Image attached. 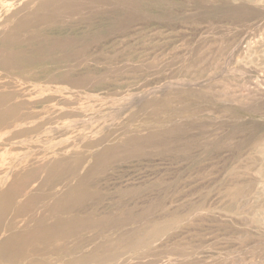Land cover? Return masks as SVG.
Instances as JSON below:
<instances>
[{
  "label": "rangeland",
  "instance_id": "rangeland-1",
  "mask_svg": "<svg viewBox=\"0 0 264 264\" xmlns=\"http://www.w3.org/2000/svg\"><path fill=\"white\" fill-rule=\"evenodd\" d=\"M7 1L0 187L14 195L0 240L39 227L30 264L114 247L97 264H264V0ZM156 226L158 241L120 242Z\"/></svg>",
  "mask_w": 264,
  "mask_h": 264
},
{
  "label": "bare ground",
  "instance_id": "bare-ground-1",
  "mask_svg": "<svg viewBox=\"0 0 264 264\" xmlns=\"http://www.w3.org/2000/svg\"><path fill=\"white\" fill-rule=\"evenodd\" d=\"M7 1V0H6ZM15 1V0H14ZM34 1V0H33ZM235 1V0H234ZM8 2V1H7ZM237 2H240V3H242V5H243V3H244V0H237ZM11 3V2H10ZM15 3V2H14ZM28 4H29V2H27ZM30 4H31V2H30ZM205 4V3H204ZM251 4V3H250ZM20 5V4H19ZM239 5H241V4H239ZM255 5V4H254ZM261 5V4H260ZM5 6V5H4ZM204 6H206V5H204ZM207 6H209V5H207ZM248 7V6H247ZM11 9H13V7L11 8ZM11 9H9V10H7V13H6V19L4 20L5 22H3L4 24L5 23H7L6 25V27H5V30H6V32L7 33H9V36L11 37V35H12V33L14 32V30H18V25L20 26L21 24L20 23H18V22H16V23H12L11 22V19L12 18H14L15 19V17L17 16V12H15V13H13L12 11H11ZM245 9V8H244ZM247 9V8H246ZM263 9V8H262ZM21 10V9H20ZM248 10V9H247ZM242 11V10H241ZM244 11V10H243ZM250 11V10H249ZM255 11V10H254ZM253 11V12H254ZM252 12V13H253ZM22 13V12H21ZM244 14V13H243ZM256 14V13H255ZM263 18V17H262ZM264 19V18H263ZM248 28V27H247ZM256 28V27H255ZM0 29H4V27L2 26V24H0ZM254 34V33H253ZM260 34H261V32H260ZM246 36V35H245ZM248 36V35H247ZM257 36V35H256ZM259 37V36H258ZM260 37H261V35H260ZM245 39V38H244ZM247 39V38H246ZM235 41H236V39H235ZM240 41V40H239ZM245 41V40H244ZM247 41V40H246ZM238 42V41H237ZM241 43H242V40H241ZM241 43H240V45H241ZM222 44V43H221ZM237 44V43H236ZM243 44H244V42H243ZM242 44V45H243ZM242 45H241V47H242ZM236 46V45H235ZM249 46V45H248ZM240 47V48H241ZM232 48H234V47H232ZM238 50H240V49H238ZM233 51V50H232ZM249 51V50H248ZM246 54V53H245ZM14 57V56H13ZM264 57V56H263ZM241 58V57H240ZM243 58V57H242ZM14 59V58H13ZM11 60V59H10ZM240 61V60H239ZM5 62V61H4ZM15 62V61H14ZM258 63V62H257ZM5 64H7V63H5ZM252 64V63H251ZM250 64V65H251ZM195 65V64H194ZM247 66V65H246ZM248 67V66H247ZM250 67V66H249ZM252 67V66H251ZM251 70V69H250ZM257 70V69H256ZM251 72V71H250ZM194 83V82H193ZM192 84V83H191ZM195 86L196 85H198V84H194ZM195 86H193V87H195ZM190 87H192V86H190ZM198 87V86H197ZM204 87V86H203ZM179 88V87H178ZM201 88V87H200ZM207 88V87H206ZM205 89V88H204ZM203 89L201 88V91H202ZM208 90V89H207ZM262 90V89H261ZM231 91V90H230ZM229 91V92H230ZM252 92H254V91H252ZM255 93V92H254ZM257 93V92H256ZM190 94V93H189ZM201 94V93H200ZM199 94V95H200ZM259 94V93H258ZM262 94V93H261ZM177 95H179V94H177ZM175 96V97H178V96ZM181 95H183V94H181ZM181 95H179L180 97H181ZM195 95V94H194ZM197 95V94H196ZM221 96V95H220ZM229 96V95H228ZM199 96H197V98H198ZM247 97V96H246ZM262 97V96H261ZM260 97V98H261ZM196 98V97H195ZM262 99V98H261ZM197 100H199V99H197ZM263 100V99H262ZM180 101V100H179ZM189 101V100H188ZM177 102H178V100H177ZM204 104V103H203ZM249 105V104H248ZM232 111V110H231ZM229 116V115H228ZM227 116V117H228ZM120 121V120H119ZM85 122V121H84ZM124 127V126H123ZM58 129H59V127H58ZM76 129V128H75ZM67 131V130H66ZM179 134V133H178ZM140 136V135H139ZM18 144V143H17ZM260 145V144H259ZM187 150V149H186ZM181 152V151H180ZM253 154V153H252ZM244 158V157H243ZM256 160H257V158H256ZM255 161V160H254ZM258 161V160H257ZM244 163H246V162H244ZM252 163V162H251ZM254 163V162H253ZM259 162H257V164H258ZM256 164V165H257ZM248 167L250 166V165H247ZM252 166V165H251ZM255 166V164L253 165V167ZM252 167V168H253ZM251 168V167H250ZM13 169V168H12ZM247 169V170H246ZM254 169V168H253ZM252 170V169H251ZM251 170H248V168H244V171L246 172V171H251ZM244 171H243V174H244ZM255 171V170H254ZM234 173H235V171H234ZM233 172H232V174H234ZM249 173V172H248ZM252 173V172H251ZM251 173H249L250 175H251ZM240 174V173H239ZM242 174V175H243ZM247 174V173H246ZM246 174H244V176L246 175ZM254 174V173H253ZM234 175H236V174H234ZM233 175V176H234ZM247 176V175H246ZM253 176V175H252ZM243 177V176H242ZM249 177V176H248ZM248 177H245V180H247L246 178H248ZM255 177V176H254ZM11 178V177H10ZM231 179V178H230ZM239 179V178H238ZM241 179V178H240ZM249 179V178H248ZM250 179H251V177H250ZM258 179V178H257ZM22 180V179H21ZM259 180V179H258ZM227 181V180H226ZM13 182H14V180H13ZM79 182V181H78ZM254 183H255V181H253ZM263 182V181H262ZM5 183V182H4ZM247 183V182H246ZM244 184V183H243ZM249 184H252V182L251 183H249L248 182V186H249ZM233 185V184H232ZM231 185V186H232ZM238 185H240L239 183H238ZM247 185V184H246ZM245 185V186H246ZM27 186H30V185H27ZM242 186V185H241ZM244 186V187H245ZM247 186V187H248ZM254 186H256V185H254ZM243 186H242V189H244L243 191H246V190H248V189H246V188H244ZM250 187H251V185H250ZM79 188H80V186H79ZM78 188V189H79ZM229 188V187H228ZM234 188H236V187H234ZM233 188V189H234ZM238 188V187H237ZM236 188V189H237ZM240 188V187H239ZM76 189V188H75ZM250 189V188H249ZM255 189V188H254ZM226 190V189H225ZM224 190V191H225ZM227 191H230V190H227ZM234 191H235V189H234ZM242 191V192H243ZM60 192V191H59ZM63 192V191H62ZM75 192V191H74ZM239 192H241L240 190L238 191V193ZM248 192H253V191H249L248 190ZM255 192H258V191H255L254 190V193ZM61 193V192H60ZM77 193V192H76ZM226 193V192H225ZM224 193V194H225ZM237 193V192H236ZM237 193V194H238ZM247 193V192H246ZM246 193H245V195H246ZM253 193V194H254ZM230 194V193H229ZM229 194L227 195V197H229ZM242 194V193H241ZM248 195H249V193H247ZM13 195H14V191H13V185L12 184H8V186L6 187V188H4L3 186H1L0 187V232L1 231H6V230H9V229H11L10 227L8 228V224H6V217L4 216L5 215V212L9 209L8 207H9V205H10V202H11V200H12V197H13ZM65 195L66 194H64L63 193V201L62 202H64V204H63V209H64V211L66 210L65 209V206H66V203H67V200L68 199H66L67 197H65ZM80 195V194H79ZM223 195V194H222ZM234 195H235V193H234ZM239 195V194H238ZM19 196V195H18ZM71 196V195H70ZM73 196V195H72ZM232 196H233V194H232ZM232 196H230L229 198H232ZM236 196V195H235ZM234 196V197H235ZM242 197H244L243 199H246L245 198V196L244 195H242ZM246 197H247V195H246ZM250 197H251V195H250ZM72 198V197H71ZM75 199V198H74ZM74 199H72V200H68V204H70L69 206H72V204L74 203ZM228 199V198H227ZM234 199V198H233ZM242 199V200H243ZM248 199H249V196H248ZM246 200L247 202L250 200ZM231 200V199H230ZM252 200V199H251ZM220 201V200H219ZM224 201H226V199L224 200ZM223 202V201H222ZM234 202H236V201H234ZM237 202H238V200H237ZM78 203V202H77ZM213 202H211L210 204H212ZM215 203V202H214ZM219 203V202H218ZM226 202H224V204H225ZM249 203V202H248ZM216 204V203H215ZM214 204V205H215ZM224 204H222V205H224ZM229 204H230V202H229ZM228 204V205H229ZM213 205V204H212ZM226 205V204H225ZM251 205V204H250ZM262 205V204H261ZM185 206V205H184ZM187 206V205H186ZM192 206V205H191ZM206 206V205H205ZM221 206V205H220ZM237 206V205H236ZM243 206V205H242ZM254 206V205H253ZM258 206V205H257ZM260 206V205H259ZM76 207H78V205L76 206ZM199 207V206H198ZM197 207V208H198ZM201 207V206H200ZM213 207V206H212ZM252 206H250V208H251ZM255 207V206H254ZM68 208V207H67ZM202 208V207H201ZM238 207H236L235 208V210L237 209ZM246 208H248V207H246ZM260 208H262V207H260ZM70 209V208H69ZM202 209H204V208H202ZM209 209V208H208ZM244 208H242V210H243ZM257 209V208H256ZM176 210V209H175ZM184 210V209H183ZM193 210V209H192ZM196 210H198V209H196ZM195 210V211H196ZM205 210V209H204ZM230 210V209H229ZM238 210H239V208H238ZM241 210V211H242ZM250 210V209H249ZM211 210L209 209L208 210V212H210ZM214 210H212V212H213ZM217 211H218V209H217ZM221 212L223 211V210H220ZM231 211V210H230ZM60 212H61V210H60ZM63 212V211H62ZM198 212V211H197ZM207 212V211H206ZM216 212V211H215ZM233 212H235V211H233ZM177 213V212H176ZM195 213V212H194ZM199 213V212H198ZM198 213H196V214H198ZM223 214H224V211L222 212ZM54 214H55V212H54ZM59 214V213H58ZM57 214V215H58ZM186 214V213H185ZM200 214H202V213H200ZM228 214V213H227ZM235 214V213H234ZM232 215V217L233 216H237V215ZM237 214V213H236ZM253 214V213H252ZM144 215V214H143ZM180 215V214H179ZM193 215H195V214H193ZM203 215V214H202ZM201 215V216H202ZM212 215H214V214H212ZM218 215H219V213H218ZM181 217H182V215H180ZM207 216V215H206ZM188 217V216H187ZM190 217H192V216H190L189 215V218ZM196 217H200V216H196ZM202 217H205V215H203ZM219 217H220V215H219ZM178 218V217H177ZM209 217H206V219H208ZM221 218V217H220ZM223 218V217H222ZM60 219V218H59ZM182 219V218H181ZM219 219V218H218ZM225 219V218H224ZM234 219H238V218H234ZM233 219V220H234ZM241 219V218H240ZM250 219V218H249ZM172 220V219H171ZM180 220V219H179ZM183 220V219H182ZM182 220H180V221H182ZM189 219H187V221H188ZM197 220V219H196ZM227 220V219H226ZM55 221V220H54ZM58 221V220H57ZM166 221V220H165ZM179 221V222H180ZM229 221V220H228ZM236 221V220H235ZM253 221H255V219L253 220ZM151 222V221H150ZM174 222V221H173ZM176 222H178V221H176ZM178 222V223H179ZM186 222V221H185ZM231 222H233V221H231ZM57 223V222H56ZM55 223V224H56ZM171 223L172 222H170L169 223V225H171ZM239 223V222H238ZM257 223V222H256ZM54 223H51L50 225H53ZM71 224H73L72 222L71 223H69V225H71ZM167 224V223H166ZM165 223H164V226L166 225ZM172 224H174V223H172ZM188 224V223H187ZM252 224V223H251ZM253 224H255V223H253ZM252 224V225H253ZM259 224V223H258ZM39 225V224H38ZM180 225V224H179ZM232 225V224H231ZM252 225H250V226H252ZM256 225V224H255ZM254 225V226H255ZM260 225H261V223H260ZM264 225V224H263ZM262 225V226H263ZM80 227L81 226H84V224L83 223H81L80 225H79ZM152 226H154L153 224H152ZM236 226V225H235ZM258 227V226H257ZM29 228V227H28ZM70 228V227H69ZM171 228V227H170ZM173 228H176V226L175 227H173ZM178 228V227H177ZM183 228V227H182ZM35 229V228H34ZM67 224H65L64 225V227H63V235L65 236L66 235V232H67ZM108 229V228H107ZM112 229V228H111ZM150 229V228H149ZM153 229V231H151V237H150V235H149V238H147L148 237V235L147 236H144V232L143 231H141V232H143L141 235H139L138 233V237H136V236H134V235H132V237L130 236V238H128L127 237V235H126V239H123L122 237L120 238V239H122L120 242H123L124 241V245H125V247L126 248H134V247H139V246H141V245H144V243H150V242H152V241H158V238L162 235V232L164 231V230H162L161 229V227H158V226H156V227H152L151 228V230ZM186 229H187V227H186ZM252 229H253V227H252ZM31 230V228H29V229H25L24 230V232H22V234L23 235H21V237H18V235L20 236V234H16V233H9V238L8 239H6V240H4V241H2V240H0V259L1 260H6V259H8L9 261H11L13 264H16V262L17 261H22V263H25V264H30L31 262H30V257H29V254L27 253V250H28V248L30 247V243H34L35 242V240H37L38 241V235H40V231H39V227H37L36 226V230H34L33 232L32 231H30ZM55 229L53 228V226L51 227H49V232H53ZM141 230H143V229H141ZM172 230V229H171ZM170 230V231H171ZM181 230V229H180ZM110 231V230H109ZM108 231V232H109ZM145 231V230H144ZM36 232H37V234H36ZM169 232V231H168ZM172 232V231H171ZM69 233H71V232H69ZM104 233V232H103ZM112 233V232H111ZM177 233V232H176ZM15 234V235H14ZM35 234L37 235V236H35ZM132 234V233H131ZM168 234V233H167ZM175 234V233H174ZM185 234V233H184ZM177 235H179L178 233H177ZM4 236V235H3ZM134 236V237H133ZM142 238H141V237ZM198 236V235H197ZM35 237H37L36 239H35ZM178 237V236H177ZM108 238V237H107ZM163 238V237H162ZM161 238V239H162ZM164 238H166L165 236H164ZM178 238H180V237H178ZM184 238V237H183ZM186 238H188V236L186 237ZM161 239H160V241H161ZM40 240H41V238H40ZM45 240V239H44ZM152 240V241H151ZM165 240V239H164ZM175 240V239H174ZM192 239H190V241H191ZM46 241V240H45ZM173 241V240H172ZM180 241V240H179ZM200 241V240H199ZM43 242V241H42ZM205 242V241H204ZM157 243V242H156ZM174 243H175V241H174ZM184 243H186V242H184ZM114 244V243H113ZM119 244H121V243H119ZM154 244V243H153ZM159 244H161V243H159ZM176 244V243H175ZM175 244H173V245H175ZM180 244H182L181 242H180ZM189 244V243H188ZM106 245H108V244H106ZM118 245V244H117ZM123 245V244H122ZM123 245V246H124ZM147 245V244H146ZM152 245V244H151ZM176 245H178V244H176ZM187 245V244H186ZM194 245V244H193ZM198 245V244H197ZM200 245V244H199ZM145 246V245H144ZM183 246V245H182ZM181 246V247H182ZM191 246V245H190ZM114 247V246H113ZM112 247V248H113ZM119 248H120V246H118ZM117 247V248H118ZM155 247V246H154ZM196 247V246H195ZM200 247H202V246H200ZM140 248V247H139ZM178 248H179V246H178ZM193 248V247H192ZM197 248H199V247H197ZM114 249H115V247H114ZM114 249H109V251H107L105 254H103V253H101V254H98V253H96V252H92V253H88V254H86L85 256H82V255H78L77 257H75L74 259H72L73 260V262L72 263H76V262H78L77 264H97V262H105V261H111V260H113V259H115V258H117L118 257V255H119V252H120V250H119V252H116L117 251V249L116 250H114ZM173 249H175L174 248V246H173ZM177 249V248H176ZM179 249H181V248H179ZM183 249V248H182ZM196 249V248H195ZM204 249V248H203ZM121 250H124V248H122ZM143 250V249H142ZM157 250V249H156ZM184 250V249H183ZM190 250V249H189ZM199 250V249H198ZM66 251V250H65ZM114 251V252H113ZM131 251V250H130ZM133 251V250H132ZM141 251V250H140ZM178 251H180V250H178ZM194 251V250H193ZM111 252V255L110 254H108V253H110ZM122 252V251H121ZM120 252V255L122 254ZM123 252H125V251H123ZM163 252V251H162ZM170 252V251H169ZM66 253H68V252H66ZM66 253H64L65 255H66ZM197 253V252H196ZM196 253H194V254H196ZM201 253V252H200ZM63 254V255H64ZM108 254V255H107ZM177 253H175V255H176ZM179 254H181V252L179 253ZM178 255V254H177ZM189 255V254H188ZM66 256H68V255H66ZM74 256H76V255H74ZM100 256V257H99ZM180 256H182V255H180ZM179 256V257H180ZM192 256V255H191ZM70 257V256H69ZM122 257V256H121ZM175 257V256H174ZM185 257V256H184ZM62 258H64V257H62ZM180 258H182V257H180ZM189 258V257H188ZM187 258V259H188ZM193 258H196L195 256L193 257ZM198 258H200V256L198 257ZM66 259V258H65ZM178 259V258H177ZM184 259V258H183ZM182 259V260H183ZM122 260V259H121ZM181 260V259H180ZM185 260V259H184ZM183 260V261H184ZM190 260H192V258H190ZM119 261V260H118ZM117 261V262H118ZM193 261V260H192ZM69 263V262H68ZM111 263V262H110ZM113 263V262H112ZM138 263V262H137ZM136 263V264H137ZM140 263V262H139ZM172 263V262H171ZM192 263V262H191ZM18 264V263H17ZM115 264V263H114Z\"/></svg>",
  "mask_w": 264,
  "mask_h": 264
}]
</instances>
